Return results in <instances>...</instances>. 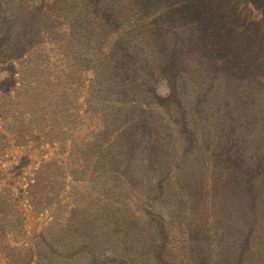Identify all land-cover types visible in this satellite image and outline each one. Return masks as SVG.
Segmentation results:
<instances>
[{"label":"trees","instance_id":"obj_1","mask_svg":"<svg viewBox=\"0 0 264 264\" xmlns=\"http://www.w3.org/2000/svg\"><path fill=\"white\" fill-rule=\"evenodd\" d=\"M226 1L0 0V264H264V0Z\"/></svg>","mask_w":264,"mask_h":264},{"label":"rangeland","instance_id":"obj_2","mask_svg":"<svg viewBox=\"0 0 264 264\" xmlns=\"http://www.w3.org/2000/svg\"><path fill=\"white\" fill-rule=\"evenodd\" d=\"M228 2V3H227ZM226 3L231 7L232 14H234V17H237L238 19H241V15L238 12V5L242 3L244 7H246V10L249 13V16L252 18H257L260 15L259 7L256 5L258 3L252 2V0H227ZM86 28V27H85ZM81 31H79L80 35ZM181 62H186L187 57H183V59H180ZM186 65V64H184ZM187 66V65H186ZM197 74H199L198 70H195Z\"/></svg>","mask_w":264,"mask_h":264}]
</instances>
